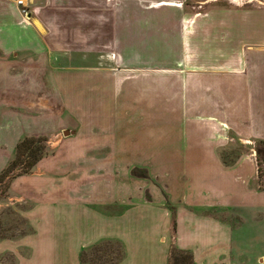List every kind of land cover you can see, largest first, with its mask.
I'll use <instances>...</instances> for the list:
<instances>
[{"label": "crops", "instance_id": "crops-1", "mask_svg": "<svg viewBox=\"0 0 264 264\" xmlns=\"http://www.w3.org/2000/svg\"><path fill=\"white\" fill-rule=\"evenodd\" d=\"M26 2L30 20L0 0V172L27 136V125L14 129L11 120H27L28 56L46 62L53 53L102 50L122 74L113 101L111 82H103L104 104L117 107L103 118L106 131L74 132L11 179L0 232L5 207L27 230L0 234V264H95L82 254L101 240L121 244L114 264H168L172 247L190 252L194 264H264L256 167L247 158L224 165L217 154L223 137L264 139L255 128L264 127V9L192 11L182 0ZM78 65L72 104L80 74H88L92 93L93 75L112 72ZM66 83L59 89L69 90ZM37 120L47 124L45 116ZM129 153L137 156L132 165Z\"/></svg>", "mask_w": 264, "mask_h": 264}, {"label": "rangeland", "instance_id": "rangeland-1", "mask_svg": "<svg viewBox=\"0 0 264 264\" xmlns=\"http://www.w3.org/2000/svg\"><path fill=\"white\" fill-rule=\"evenodd\" d=\"M182 2L185 10L189 9L192 11L203 10L212 5H225L244 9H264V0H182ZM30 8L31 7L28 6L27 20L31 19ZM95 12L97 17L102 14L101 10H96ZM23 17L25 16L23 15ZM78 54H80V57L77 56ZM62 56L64 57L53 53L47 58L46 62L40 59L38 54H36V56L33 54L27 57V120L24 121V119L21 118L11 120L12 127L16 125L15 128L13 127L14 129L27 125V136L39 135L45 138L34 143L35 147L39 146L42 148V153L44 152L45 155L54 152L59 145H61L60 140L69 137L71 134H74V132L106 131L108 127H104V123H107L103 118H108L106 115H114V113H117V107L110 104V102H112L113 98L116 96L115 93H118L116 88L118 87L120 75L122 73L115 71L116 69L113 68L114 66H111L110 63L103 58V51L97 50L94 52V55L88 57L82 51L77 52L76 50H69ZM41 61L44 63L41 64ZM46 63L48 69L47 81L43 82L45 80L43 70H45ZM77 64H79L78 66H110L112 72L108 74V72L101 71L93 75L96 79V88L92 90V93H89L87 89L88 74H80L79 98L76 99V104H72L74 100L72 99V90H70V86L73 81L72 78L75 77L72 72V67H76ZM112 64L114 65L113 62ZM104 79L106 82H111L110 87L113 89L112 94L110 96L108 95L109 98L106 97V100L108 98V100L112 99V101L107 100L105 104L103 101ZM63 80L68 81V83H66L67 85H65L66 87L68 86L69 90L63 89L64 91H62L59 89V82ZM59 93L64 96L63 101ZM91 95L93 98L96 97L97 99L95 100L97 101L95 106L90 104L93 102L92 99L89 100V96ZM129 109H136L135 105L129 106ZM91 115L93 116L92 119L96 118L100 120L98 122L89 121L88 116ZM41 116L47 118V124L45 126L35 125V121L37 119L39 120ZM109 124L110 127L112 125V128L114 127L113 125H115L117 129L119 122L113 121ZM131 124L135 125L136 123L129 122V125ZM255 126V128L264 130V127L259 126L258 123H256ZM5 132L8 133L7 131ZM223 139L226 143L217 149V154L221 162L224 165H233L241 158L249 159L256 167L257 189H264V159H261L258 164L256 154L258 140L264 139H254L242 135H238L237 139H233L232 137H223ZM95 156L97 159L102 158L103 153H96ZM25 157V155L22 156V160L19 164L14 166L11 172L0 181V200L7 198L9 183L13 176L21 172V166ZM127 160L128 165H132L138 161L137 156L130 153L128 154ZM257 165H259V175ZM32 168L29 172H31ZM3 211L4 214L2 216H4L5 223L0 232L2 236L16 237L27 230L25 221L15 214L11 208L5 207ZM122 255L123 249L120 243L115 240H101L88 247L82 254V258L96 264H111L118 261Z\"/></svg>", "mask_w": 264, "mask_h": 264}, {"label": "trees", "instance_id": "trees-1", "mask_svg": "<svg viewBox=\"0 0 264 264\" xmlns=\"http://www.w3.org/2000/svg\"><path fill=\"white\" fill-rule=\"evenodd\" d=\"M45 139L43 136H26L21 139L16 146L15 157L8 163V165L0 172V181L4 176H7L14 166L18 165L22 160V156H26L22 163V170L15 176L27 173L36 164V162L41 159L45 153H42V148L39 146H34V143ZM257 163L261 159H264V140H258V145L256 146ZM257 171L259 175V165H257ZM13 176V177H15ZM83 259V258H82ZM84 260V259H83ZM115 262L111 263L114 264ZM96 264V263H95ZM168 264H194L192 254L186 250L178 249L173 247L169 254Z\"/></svg>", "mask_w": 264, "mask_h": 264}, {"label": "built area", "instance_id": "built-area-1", "mask_svg": "<svg viewBox=\"0 0 264 264\" xmlns=\"http://www.w3.org/2000/svg\"><path fill=\"white\" fill-rule=\"evenodd\" d=\"M19 9L20 13L27 18L28 4L26 0H11Z\"/></svg>", "mask_w": 264, "mask_h": 264}]
</instances>
